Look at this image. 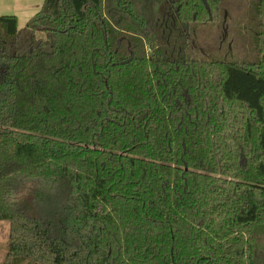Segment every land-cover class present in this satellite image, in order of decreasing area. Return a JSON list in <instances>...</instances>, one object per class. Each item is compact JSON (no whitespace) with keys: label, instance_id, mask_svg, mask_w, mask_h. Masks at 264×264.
<instances>
[{"label":"trees","instance_id":"trees-1","mask_svg":"<svg viewBox=\"0 0 264 264\" xmlns=\"http://www.w3.org/2000/svg\"><path fill=\"white\" fill-rule=\"evenodd\" d=\"M222 2L0 15L2 264H264V0L251 61L191 46Z\"/></svg>","mask_w":264,"mask_h":264},{"label":"rangeland","instance_id":"rangeland-1","mask_svg":"<svg viewBox=\"0 0 264 264\" xmlns=\"http://www.w3.org/2000/svg\"><path fill=\"white\" fill-rule=\"evenodd\" d=\"M44 0H0V15H16L19 26L25 27L27 21L41 8ZM224 17L219 21L194 27L191 46L198 56H228L253 60L256 29L253 20L252 0H223ZM251 20V21H250ZM38 36L44 37L43 32ZM10 232V222L0 220V264L6 252Z\"/></svg>","mask_w":264,"mask_h":264}]
</instances>
